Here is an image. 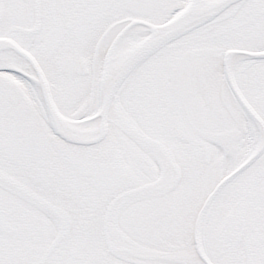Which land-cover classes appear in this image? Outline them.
Segmentation results:
<instances>
[{
  "label": "snow or ice",
  "instance_id": "snow-or-ice-1",
  "mask_svg": "<svg viewBox=\"0 0 264 264\" xmlns=\"http://www.w3.org/2000/svg\"><path fill=\"white\" fill-rule=\"evenodd\" d=\"M0 264H264V0H0Z\"/></svg>",
  "mask_w": 264,
  "mask_h": 264
}]
</instances>
